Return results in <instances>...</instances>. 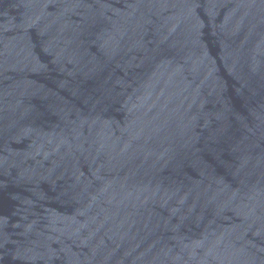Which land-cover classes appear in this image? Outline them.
<instances>
[{
    "label": "water",
    "instance_id": "obj_1",
    "mask_svg": "<svg viewBox=\"0 0 264 264\" xmlns=\"http://www.w3.org/2000/svg\"><path fill=\"white\" fill-rule=\"evenodd\" d=\"M0 264H264V0H0Z\"/></svg>",
    "mask_w": 264,
    "mask_h": 264
}]
</instances>
